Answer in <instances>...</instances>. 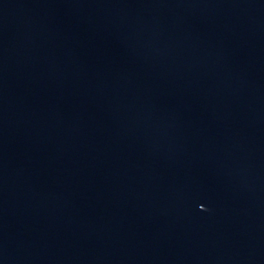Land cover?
I'll list each match as a JSON object with an SVG mask.
<instances>
[{"label":"water","instance_id":"obj_1","mask_svg":"<svg viewBox=\"0 0 264 264\" xmlns=\"http://www.w3.org/2000/svg\"><path fill=\"white\" fill-rule=\"evenodd\" d=\"M0 264H264V0H0Z\"/></svg>","mask_w":264,"mask_h":264}]
</instances>
